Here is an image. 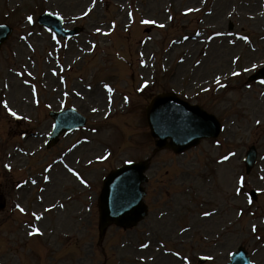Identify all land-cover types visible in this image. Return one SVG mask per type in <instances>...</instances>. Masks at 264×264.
Segmentation results:
<instances>
[{"label":"rangeland","instance_id":"obj_1","mask_svg":"<svg viewBox=\"0 0 264 264\" xmlns=\"http://www.w3.org/2000/svg\"><path fill=\"white\" fill-rule=\"evenodd\" d=\"M44 11L79 33L55 37ZM0 22L14 28L0 49V264H225L239 245L264 264V82L246 81L264 63V0H0ZM169 91L214 114L218 138L154 152L145 106ZM63 105L87 123L47 150ZM145 158L148 215L98 234L104 175Z\"/></svg>","mask_w":264,"mask_h":264},{"label":"water","instance_id":"obj_2","mask_svg":"<svg viewBox=\"0 0 264 264\" xmlns=\"http://www.w3.org/2000/svg\"><path fill=\"white\" fill-rule=\"evenodd\" d=\"M38 22L51 28L56 34L69 35L72 32L61 28V19L55 15L44 13L38 17ZM12 28L0 23V47L8 39ZM264 78V66L253 73L248 79ZM55 121L54 130L48 145L54 144L58 134L72 128L82 126L85 118L74 111L50 112ZM70 114V117L66 116ZM147 122L150 134L155 138L157 148L170 146L180 152L196 145L203 137H216L220 131L217 119L203 111L199 106L189 105L173 94L157 95L147 107ZM63 129V130H62ZM169 138V142L166 139ZM256 151L253 146L245 154L246 172L253 166ZM142 162L129 163L111 171L104 180L99 196V229L102 232L110 223L120 226H131L141 220L146 214V206L142 202L144 191L141 183L145 181ZM256 198L255 192L250 193ZM205 258H201L204 261ZM228 264H249L246 252L242 247L233 253Z\"/></svg>","mask_w":264,"mask_h":264},{"label":"snow or ice","instance_id":"obj_3","mask_svg":"<svg viewBox=\"0 0 264 264\" xmlns=\"http://www.w3.org/2000/svg\"><path fill=\"white\" fill-rule=\"evenodd\" d=\"M28 19H29V21H31V20H32V17L29 16ZM145 23H156V22H155V21H145ZM161 27H163V25H161ZM97 31H100V29H97ZM244 39H245V40H248V37L245 36ZM255 67H256V65H253V68H255ZM233 75H239V73L234 72ZM262 82H264V81H262ZM106 87H107V86H106ZM109 91H111L110 88H109ZM5 103H6V102H5ZM6 106H7V105H6ZM8 111L11 112V114H12L13 116L17 115L16 112H14L11 108H8ZM93 111H96V109H93ZM257 123H259V121H257ZM231 155H234V153H232ZM97 159H104V157H103V156H101V157H97ZM223 159L226 160V159H228V157L225 156V157H223ZM70 170H71V169H70ZM75 175H77V177H79V173H75ZM45 179H47V177H45ZM81 179H82V178H81ZM82 182H85V183H86V181H82ZM33 183H35V181H33ZM239 183H240L241 185L244 183V178H243V177H240V179H239ZM236 191H237V193H239V192H240V188L238 187V188L236 189ZM17 207H20V206L17 205ZM20 210H21L22 212L24 211L23 208H20ZM204 215H210V213H204ZM37 218H39V217H37ZM255 230H256V226L253 225V231H255ZM39 232H40V229H39V228H36V229H34V232H30L29 234L32 235V234H34V233H39ZM146 246H147V245H142V247H146Z\"/></svg>","mask_w":264,"mask_h":264},{"label":"bare ground","instance_id":"obj_4","mask_svg":"<svg viewBox=\"0 0 264 264\" xmlns=\"http://www.w3.org/2000/svg\"><path fill=\"white\" fill-rule=\"evenodd\" d=\"M101 89H103L101 86H99ZM112 99V98H111Z\"/></svg>","mask_w":264,"mask_h":264}]
</instances>
